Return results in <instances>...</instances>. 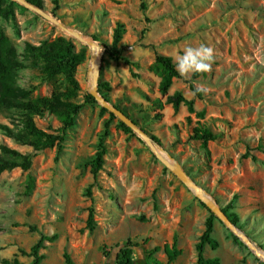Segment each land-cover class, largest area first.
Listing matches in <instances>:
<instances>
[{"label":"rangeland","instance_id":"374dc122","mask_svg":"<svg viewBox=\"0 0 264 264\" xmlns=\"http://www.w3.org/2000/svg\"><path fill=\"white\" fill-rule=\"evenodd\" d=\"M12 14L0 16V30L18 54L17 85L32 89V97L65 90L62 75L45 79L24 54L26 42L39 44L62 36L72 39L85 59L76 68L77 100L88 93L90 47L16 0ZM43 0L44 10L100 46L99 82L110 85L109 101L123 109L154 142L160 154L192 178L219 206L231 203L237 228L264 253V0ZM118 22L124 31L117 48L131 62L104 54ZM201 44L215 50L211 71L192 78H174L168 93L180 91L194 100L195 111H177L158 88L151 70L155 54L174 58L187 47ZM153 45V46H151ZM199 90L196 96L189 83ZM19 111L0 106V123L20 128ZM38 127L53 132L60 126L50 113L35 116ZM15 122V123H14ZM108 122V134H104ZM219 133L206 148L190 138L194 126ZM106 146L104 164L94 181L90 160ZM31 152L28 170L0 173V264L16 256L30 262L18 249L29 250L41 234H56L41 249L40 264H115L116 243L131 238L135 264H195V244L210 211L154 155L134 132H126L114 116L95 103H85L67 130L60 147L34 151L15 143L0 130V144ZM250 148L258 161L242 154ZM90 186L93 202L87 196ZM94 207L95 227L86 228L88 207ZM213 214V213H212ZM143 215L144 221L138 219ZM214 215V214H213ZM178 237L182 249L171 263L162 250L149 259L147 251ZM206 257L219 264H264L254 251L215 215Z\"/></svg>","mask_w":264,"mask_h":264},{"label":"trees","instance_id":"16d2710c","mask_svg":"<svg viewBox=\"0 0 264 264\" xmlns=\"http://www.w3.org/2000/svg\"><path fill=\"white\" fill-rule=\"evenodd\" d=\"M6 0H0V16L7 18L12 14V1L5 3ZM36 7L44 8L43 0H26ZM54 8L59 7L58 0H52ZM124 25L118 22L113 30L111 45L104 46V54H107L114 60H121L125 63L131 61L122 54L121 48H117L121 40ZM92 38L97 40L93 35ZM153 46V45H151ZM75 43L72 39L59 36L52 40H42L39 44H32L26 42L24 46V54L30 62V65L38 68L41 75L45 79H53L57 75H62L66 82L67 88L65 90L54 91L50 96H36L32 97V89H26L17 85L16 70L22 67L21 61L18 59L16 49L9 44L4 32L0 30V106L9 108L13 107L19 111L20 128L10 127L8 124L0 123V130L3 135L10 138L15 143L23 146H28L32 150H43L54 146L60 147L65 139L67 130L75 125L76 116L85 103H95V99L89 94L85 93L83 101H78V91L80 89L79 83L75 77L77 66L85 59V49L81 48L76 51ZM151 70L159 76L158 88L161 94L166 95V102L172 106L174 111H177L181 105H184L189 113H195L202 117L204 111H195L194 100L187 99L180 91H174L169 94L168 90L172 85L174 78L185 79L176 71L173 58L169 55L156 53ZM203 73H193L192 78ZM190 89L196 96L200 95L198 89L190 82ZM100 93L109 100L107 93L110 90V85L106 81H101L98 84ZM123 110V109H122ZM101 111H107L101 107ZM124 111V110H123ZM45 113L54 115L60 122V126L53 132H48L35 123V116H43ZM110 118H113V113H110ZM15 123V122H14ZM119 123L124 131L131 132V130L119 120ZM104 134H108V122L105 123ZM153 142H159L154 135H149ZM219 137V133L213 131L207 126L196 125L193 127L190 138L192 140L200 141L203 148L207 147L209 141H214ZM264 151L262 145H258ZM99 149L95 152L90 160V170L94 181L99 175V171L104 164V155L106 153V146L103 139L99 140ZM244 158H250L252 161H258L255 154L248 148L242 154ZM32 164L31 152H21L16 148H12L4 143L0 144V173L5 170H12L20 168L21 170H28ZM87 196L90 197L91 203L93 198L88 187ZM231 203L222 207L224 213L228 216L232 223L238 226V216L235 212L230 211ZM213 217L210 215L205 220V228L199 236L198 242L195 244L196 260L195 264H219V258L206 257L204 255L205 246L209 245L212 249L217 247V242L212 238L213 231ZM141 221L145 220L143 215L138 216ZM95 227L94 207L91 204L88 207V216L86 219V228L92 231ZM56 234L46 235L41 234L38 241L33 244L29 250L18 249L23 256L30 258V262L19 260L16 256L11 259H2L3 264H40L44 255L41 249L45 247L46 242H52L56 239ZM137 241L127 238L124 242L116 243L115 248V264H135L134 263V248L138 246ZM162 250L166 256L167 263L174 261L182 253V249L178 247V237L173 235L171 242H164L162 246H154L147 251L149 259L152 258L153 253ZM65 260L68 264H72L68 255L64 254Z\"/></svg>","mask_w":264,"mask_h":264},{"label":"water","instance_id":"95a60500","mask_svg":"<svg viewBox=\"0 0 264 264\" xmlns=\"http://www.w3.org/2000/svg\"><path fill=\"white\" fill-rule=\"evenodd\" d=\"M22 5L32 9L44 19L53 23L61 30L65 31L71 37H74L83 44L90 47V67L88 69L89 87L88 93L95 99V101L108 112L113 113L121 122H123L132 132L136 133L154 155L167 167L178 179L188 188L192 190L196 198L205 205V207L213 213L234 235L239 237L254 253L264 261V253H260L259 249L251 242L247 235L241 232L237 226L231 222L228 216L222 210V207L217 205L192 178H190L179 165L169 162V159L163 157L154 145L151 137L145 130L140 128L137 123L129 117V115L118 106L107 100L99 91V73H100V46L93 38L83 36L79 31L66 26L57 18L47 13L43 8L36 7L26 0H16Z\"/></svg>","mask_w":264,"mask_h":264},{"label":"clouds","instance_id":"9594fccd","mask_svg":"<svg viewBox=\"0 0 264 264\" xmlns=\"http://www.w3.org/2000/svg\"><path fill=\"white\" fill-rule=\"evenodd\" d=\"M215 58V50L208 45L201 44L198 47H187L182 55L173 58L176 71L182 77L193 73H205L211 71ZM202 90V86L201 89Z\"/></svg>","mask_w":264,"mask_h":264},{"label":"bare ground","instance_id":"6f19581e","mask_svg":"<svg viewBox=\"0 0 264 264\" xmlns=\"http://www.w3.org/2000/svg\"><path fill=\"white\" fill-rule=\"evenodd\" d=\"M157 151H158V149H157ZM158 152H159V151H158ZM159 153H160V152H159ZM169 162H171V161L169 160ZM259 252H260V253H263V252H262V251H260V250H259Z\"/></svg>","mask_w":264,"mask_h":264}]
</instances>
